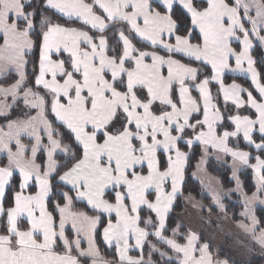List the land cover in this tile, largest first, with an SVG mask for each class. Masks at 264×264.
Returning <instances> with one entry per match:
<instances>
[{
    "label": "snow or ice",
    "instance_id": "6c2138e0",
    "mask_svg": "<svg viewBox=\"0 0 264 264\" xmlns=\"http://www.w3.org/2000/svg\"><path fill=\"white\" fill-rule=\"evenodd\" d=\"M177 5L186 13L183 26L174 18ZM254 41L264 47V0H200L199 6L196 0H0V80L14 77L0 83V216L7 217L0 264H82L81 257L114 264L100 254L98 228L119 264H228L214 259L191 229L177 224L167 234L197 144L201 163L209 149L231 157L241 215L249 220L238 226L264 249L253 209L256 201L264 204V159L257 155L251 164L248 151L230 146L242 137L264 151V83L250 55ZM37 44L33 86L27 66ZM226 73L246 74L258 95L235 80L226 83ZM21 105L23 116L8 119ZM226 120L232 130L221 133ZM239 166L255 174L251 196ZM15 175L18 187L5 209ZM60 198L57 226L49 204ZM212 201L226 210L214 190ZM75 202H85L91 214ZM132 249L139 254L130 255Z\"/></svg>",
    "mask_w": 264,
    "mask_h": 264
},
{
    "label": "rangeland",
    "instance_id": "374dc122",
    "mask_svg": "<svg viewBox=\"0 0 264 264\" xmlns=\"http://www.w3.org/2000/svg\"><path fill=\"white\" fill-rule=\"evenodd\" d=\"M194 94L197 95V93L195 92ZM241 140L243 141L242 137H241ZM244 143L247 144L246 142ZM194 146L198 147L199 155H198L196 163L193 166L191 175L193 179L198 183L201 193L209 197L210 203L209 205H205L199 202L198 200L194 199L190 195L179 194L177 197H180L182 209L178 214H175V224L173 228L176 227L177 224H180L183 226L181 229L182 232H187L189 229L195 232L199 237L198 242L200 244L208 243L210 245V251L212 252L214 259L231 261V262L228 261V264H233L234 262H238V264H248L251 261L257 259V258L252 259L250 251H249V249L254 247L255 241L251 238L249 234H246L243 231V229H241L238 226L240 223L248 224L249 220L247 219V217L241 215L243 211V202L241 199L240 192L235 190L236 183H235V180L232 178L233 168H232L231 157L223 156L222 154L213 153L212 150L209 149V155L207 157H204L205 162L201 163L200 161L203 155L201 147L198 144ZM251 149L253 148L251 147ZM256 152H259V151H256ZM218 155H219V159L217 158ZM256 156L257 155L250 154L251 164L254 162V158ZM210 160L220 165H223L229 169V172H230L229 178L232 181L231 188L223 189L220 184L219 179L212 176L207 171L206 165L208 161ZM187 166L188 165L186 163L185 169ZM242 173H246L251 176L253 191L250 194H248L250 196L255 190L254 182H253V179H254L253 171L250 169V167H247V166H239L237 168V175L241 181V185H242V179H241ZM181 189H182V185H181ZM242 189L244 191L243 185H242ZM213 190L220 194L223 203L225 200H229L231 201V203L238 205L239 208L237 207L235 211L236 214L238 215L237 220H233L231 214L228 213L226 210L224 212L219 211L217 206L212 201V191ZM189 197L191 198L189 199ZM194 204L197 205V207H194L193 206ZM209 208H211V211H209ZM225 209H226V205H225ZM253 209H254V214L257 209H261L257 206V201L253 204ZM171 210L169 213H171ZM213 214H215V216H213ZM6 227H7V223H6ZM261 229H264V227L260 228L259 225L257 224V231ZM168 235H171V231L168 232ZM181 242L183 243L184 241L181 240ZM112 248L114 249L116 259L115 260L107 259V261H111V262H114V264H118L117 260L119 261V257L116 254L115 247H112ZM57 251H60V248H58ZM136 253L139 254L138 252ZM153 255H156L159 261L161 260V258L159 257V254L154 253ZM147 258H148V255L145 259ZM80 259L82 263L84 264L89 262L88 259L86 258L81 257ZM245 261L246 263H242ZM263 261L264 260H262V263Z\"/></svg>",
    "mask_w": 264,
    "mask_h": 264
},
{
    "label": "trees",
    "instance_id": "16d2710c",
    "mask_svg": "<svg viewBox=\"0 0 264 264\" xmlns=\"http://www.w3.org/2000/svg\"><path fill=\"white\" fill-rule=\"evenodd\" d=\"M196 3H197V6H199L200 1H196ZM49 14L52 15L54 20L56 19L55 13H52L49 11ZM174 18H176L179 21L181 26H183L185 23L188 22L186 14L182 11V9L179 6H176ZM61 22L63 23L64 21H61ZM71 26H79V25H78V23H71ZM33 39L38 41L39 37L34 33ZM234 48L236 50H239V47L237 45L234 46ZM110 54H111V52H110ZM161 54H164V53H161ZM251 56L255 61L254 66L256 67L258 73L260 74L261 83H264V49L261 47V45L259 44L258 41H254V46H253V49L251 51ZM177 58H180V57H177ZM28 60H29V63L27 66V73H28V77H29V83L33 84L34 70L36 72H38V60H39L38 44H37V46H35L33 48L32 52L29 54ZM204 74H210V69H207V71L204 72ZM201 78H203V76H201ZM13 79H14V77L9 76L7 79L8 81L7 80H0V83L7 84V83H10ZM224 79H225L226 83H232L233 80H235V82L241 84L245 88H249L255 94L250 82L246 78L225 76ZM33 86H34V84H33ZM210 88H211L213 95L215 96L217 93V86L212 83L210 85ZM218 104H219V107H221L222 109L224 108V103H223L222 98L218 101ZM23 112H24V109L22 106L14 108L11 110V116L8 117V119H13L16 117L23 116ZM241 112L243 114H250L252 116V118H254V116H255L254 113H252L251 111H249L247 109H243V110H241ZM233 114H235V113L233 112ZM3 119L4 118L0 119V123L3 122ZM225 129L232 130V126L227 122V120L225 121L224 126L220 129L221 133ZM255 135H256L257 142H260L259 136L257 134H255ZM230 146L238 147L242 151H248L251 155H259L262 159H264V151H259V152L254 151L253 149H251L250 146L245 144L241 140V138H239V141L230 139ZM181 147H182V150L188 151L183 145H181ZM198 155H199L198 147L193 146V149L189 152V155H188V160H187L188 166L186 167V169L184 171V180H183V184H182V189H181L182 194L181 195H190L194 199L198 200L199 202H201L205 205H209V203H210L209 197H207L206 195L201 193V190H200L198 183L193 179V177L191 175L193 166L197 161ZM206 169L212 176L219 179L220 184H221L223 189H229L232 187V181L229 178L230 172H229V169L227 167L210 160V161H208V163L206 165ZM241 179H242V185H243L245 193L250 194L253 191L251 176L249 174L242 173ZM18 181H19V178L17 175H15L13 178V182L8 186L6 196H5L4 201H3L5 209L12 206L13 189L18 187ZM56 202L62 203L63 202L62 198H60L59 201L53 200V202L51 204H49V211L53 212L56 215V220L58 221V216L56 214V209H55ZM224 203L226 205V211L231 214L233 220H237L238 215L236 214L235 211H236L238 205L231 203V201H229V200H225ZM74 207L77 210L87 211L89 214H91V212H92V210L87 208V206L82 202H75ZM181 209L182 208H181L180 197H177L174 201V205H173V208L171 210V213L167 217V225H168L169 231L171 228H173V226L175 224V214H178L181 211ZM255 216H256V219L258 221L259 227L263 228L264 227V209H257L255 211ZM23 223L24 222H22V224ZM5 230H6V214L0 217V232H3ZM101 232H102V228H98L97 233H96V242H97V247L100 251V254L106 260L107 259H114L115 260L116 255H115L114 249L113 248H107L104 245V243L102 242V239H101ZM147 251H148L147 246H145V258L147 257ZM130 255L135 256L138 254L134 251H131ZM153 259L155 261H159V259L156 255H153ZM84 262H86V261H84ZM229 262H231V261H229ZM261 263H262L261 259H256V260L251 261L248 264H261ZM233 264H238V263H233Z\"/></svg>",
    "mask_w": 264,
    "mask_h": 264
},
{
    "label": "crops",
    "instance_id": "0c3cea01",
    "mask_svg": "<svg viewBox=\"0 0 264 264\" xmlns=\"http://www.w3.org/2000/svg\"><path fill=\"white\" fill-rule=\"evenodd\" d=\"M196 1H200V0H196ZM177 6H179V5H177ZM182 9V8H181ZM182 11L184 12V10L182 9ZM185 13V12H184ZM186 14V13H185ZM238 46V47H240V45H239V43L238 42H236V41H233V47L234 46ZM263 49H264V47H262ZM253 49V48H252ZM252 49L250 50V53H251V51H252ZM238 51V50H237ZM251 55V54H250ZM254 60V59H253ZM233 63V66H234V61L232 62ZM38 64H39V60H38ZM225 76H232V77H244V78H246L249 82H250V84H251V81H250V79L246 76V74H242V73H226L225 74ZM215 84V83H214ZM216 85V84H215ZM217 86V85H216ZM252 86V85H251ZM218 87V86H217ZM252 88H253V90H254V92H255V88H254V86H252ZM256 95H258L257 93H255ZM197 95H198V93H197ZM22 106V105H21ZM23 107V106H22ZM241 110H243V109H241ZM251 111V110H250ZM252 113H254V112H252ZM255 115V114H254ZM1 119V118H0ZM258 136H259V134L258 133H256ZM253 148V147H252ZM253 150H255V151H257L255 148H253ZM40 159L41 160H43V157H40ZM255 163V158H254V162L252 163V164H254ZM251 169V168H250ZM252 170V169H251ZM254 174V173H253ZM18 176V175H17ZM254 179H253V182H254V187H255V190H254V192L256 191V180H255V174H254V177H253ZM179 195V194H178ZM177 195V196H178ZM251 196V195H250ZM261 198L262 199H264V194H261ZM82 203H85V202H82ZM86 204V203H85ZM257 206L259 207V208H261V209H264V204H260L258 201H257ZM91 210V209H90ZM170 212V211H169ZM56 214H57V216H58V213L56 212ZM170 213H168V215H169ZM213 216H215V214H213ZM1 217V216H0ZM6 223H7V217H6ZM58 223H59V216H58V221H57V226H58ZM259 231L260 230H258L257 231V233H259ZM66 233H67V235L70 237V238H73V234H72V230H71V227H70V225L69 226H66ZM101 239H102V242L104 243V241H103V236H102V232H101ZM243 243V242H242ZM104 245L107 247V248H109L105 243H104ZM82 246L83 247H87V243L85 242V241H82ZM114 247V246H113ZM132 251H134V252H138L137 250H135V249H132ZM249 251H250V254H251V258L252 259H261V260H264V249H261L260 248V246H259V244H257L256 242H255V244H254V247L253 248H251V249H249ZM130 252H131V250H130ZM130 252H129V254H130ZM84 258V257H83ZM88 261L89 262H87V263H85V264H91V261H90V259H88ZM117 262H118V264H119V261L117 260ZM234 263H238V262H234ZM242 263H246V261L245 262H242ZM82 264H84V263H82ZM262 264H264V261H263V263Z\"/></svg>",
    "mask_w": 264,
    "mask_h": 264
}]
</instances>
